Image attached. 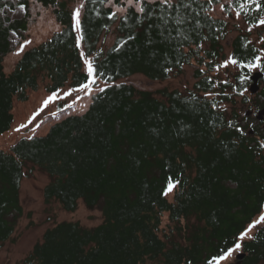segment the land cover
I'll use <instances>...</instances> for the list:
<instances>
[{
    "label": "trees",
    "instance_id": "16d2710c",
    "mask_svg": "<svg viewBox=\"0 0 264 264\" xmlns=\"http://www.w3.org/2000/svg\"><path fill=\"white\" fill-rule=\"evenodd\" d=\"M31 1L0 0V135L14 123L15 102L27 101L41 82L51 94L86 81L81 51L94 60L96 85L107 86L93 94L85 112L57 118L45 134L0 148V242L12 237L24 213L21 181L37 167L49 177L46 202L74 211L82 201L100 209L103 221L47 228L20 264H208L233 247L264 213V135L248 133L235 108L238 96L247 101L251 70L234 65L223 79L216 66L226 58L229 19L237 12L244 28L232 37L230 55L256 63L260 48L251 35L256 29L264 36V25L257 24L264 12L252 0H184L189 8L169 10L164 25L155 5L147 7L157 15L147 18L127 0H82L84 39L77 48L76 0H34L51 8L60 29L26 49L8 71L13 33L23 39ZM19 3L26 10L11 17ZM221 4L222 15L213 14ZM174 17L184 23L176 25ZM186 65H194L195 80L185 92L163 87L155 93L122 81L134 74L163 81ZM258 94L263 106L264 86ZM169 178L179 181L172 200L162 194ZM165 216L170 224L162 228ZM249 235L255 239L241 241L245 257L230 264H264V223Z\"/></svg>",
    "mask_w": 264,
    "mask_h": 264
},
{
    "label": "rangeland",
    "instance_id": "374dc122",
    "mask_svg": "<svg viewBox=\"0 0 264 264\" xmlns=\"http://www.w3.org/2000/svg\"><path fill=\"white\" fill-rule=\"evenodd\" d=\"M80 3H82V0H76L74 3H72L73 8L75 9ZM29 6L30 17L28 29L24 33L23 39L17 36L12 37V45L14 50L13 53H10L6 58L5 65L7 70L8 68L11 69L13 63L17 60V57L21 55L26 49L40 44L41 42L48 39L55 31L60 29L59 24L55 22V18L50 7H43L34 0L30 2ZM114 9L118 12L120 11V9L117 7H114ZM212 13L221 16L222 11L220 6L213 8ZM9 14L11 17H21L23 12H20L17 8L15 11L9 12ZM237 20V16H232L229 19V28L231 31L227 39L224 41L226 51V58L224 60L230 56V44L232 37L237 34L240 28H244V26ZM255 30L252 32L251 38L260 48L258 56L261 57V61L259 62L258 67L251 69V73L258 70L262 71L261 64L262 62L264 64V40L261 39L264 36H260ZM25 39L31 40L32 43L26 46L24 51L19 55H15L17 48L21 43H23ZM112 39L113 36L109 35L106 40L107 44H110ZM193 70L194 65H186L180 74L172 75L170 78L163 81L150 80L141 74H134L123 79L122 81L130 82L140 89L151 90L155 93L157 90L163 87H167L169 89L176 88L182 92H185L191 88L195 80L193 77ZM235 70L236 67L229 64L227 67H221L218 73L224 79L227 76L233 74ZM45 83V81L41 82L39 88L36 91L29 90L27 101L15 102L13 111L14 123L10 131L0 135V148L4 150L8 149L12 143L22 136L45 134L50 124H52L57 118H62L73 113L81 114L85 112L91 102L93 94L98 91L97 89L105 86V83L99 82L98 85L93 86V91L88 95H85L83 91H78L73 92L70 96H64L63 93L71 88L69 86H65L58 93V95L61 97L60 99H56L50 103L33 121V123L28 125V127L23 128L18 132L15 131L19 125L24 124L28 120L33 112L40 108L42 101L48 95H50L44 89ZM260 86L261 88L264 86L263 79L260 80ZM248 87L245 91L247 101H243V95L238 96L236 98L235 108H237V112L240 114V117L243 120L242 125L246 127L245 130L254 129L258 133L264 135V123L259 124L258 120H254L250 117L246 118L245 116V112L247 110L258 111L264 106L260 105L262 102V96H260L258 92L255 94L250 93ZM77 96H79L80 99H77ZM66 105L69 106L66 107ZM227 108L233 109V105L228 104ZM52 112H55L56 115H50ZM36 124H40V127L37 128L35 132H33L32 129ZM48 181L49 177L37 167H34L31 172H27L26 176L22 179L20 186V199L24 213L19 219L12 237L4 242H0V264H20V262L29 253L33 246L42 240L45 230L49 227H53L59 222L77 221L83 226L92 227L100 224L103 221V216L100 209H89L82 201H79L77 208L74 211L64 210L61 205L54 200L46 202L43 196V187L48 183ZM172 194L173 191L167 195L171 200ZM169 224L170 222L168 221L167 217H163L161 224L162 228H166ZM240 251L242 252L241 249L238 251H233L231 255H229L226 259L219 261L218 264L233 263L236 260V254Z\"/></svg>",
    "mask_w": 264,
    "mask_h": 264
},
{
    "label": "snow or ice",
    "instance_id": "6c2138e0",
    "mask_svg": "<svg viewBox=\"0 0 264 264\" xmlns=\"http://www.w3.org/2000/svg\"><path fill=\"white\" fill-rule=\"evenodd\" d=\"M109 3H111V0H109ZM127 3L130 6H134L136 11L139 13H143L145 14V17L147 18H151L154 15H157L156 12H154L153 10H151L150 8H148L147 6L150 5H155L156 7H158L161 11L159 14V18L160 20L163 22L164 25L168 24V16L165 15L166 13L169 12V10H175L177 12H179L180 9H187L189 8V4L185 3L184 0H127ZM208 3L211 4L212 0H208ZM252 3L254 4V7L257 11H261L264 12V3L261 2V0H252ZM7 7V6H5ZM84 7L83 3H80L73 11L72 13V18H73V28L75 29V31L77 32L76 35V47L77 48H81V42L84 39L83 36V32H82V28H81V20H80V15H81V9ZM225 5L221 4L220 8L221 11L224 10ZM242 8L245 9V11H248L247 7L245 4H241ZM18 10L20 12L25 11V4L24 3H19L18 4ZM120 11H123V9H120ZM237 17L239 18L240 13L237 12L236 13ZM116 16V13H110L109 14V19H114ZM174 23L176 25H180L184 23V20L182 18H178V17H174L173 18ZM197 23H199L197 21ZM258 25H264V17L260 18L257 21ZM152 25H149V27H151ZM251 30V29H250ZM177 33L179 34V29H177ZM16 33H13V36H15ZM133 37H129V39H132ZM187 39V38H185ZM262 40H264V37L261 38ZM150 42V41H149ZM32 43L31 40L25 39L23 41V43H21L19 45V47L16 50L15 55H19L21 52L24 51L25 47L30 45ZM121 45H118L117 47H120ZM117 50V49H114ZM80 56L81 58L84 60V65H85V70L87 72V79L84 83H81L78 88H70L67 91H65L63 93L64 96H70L73 92H78V91H83L85 95L90 94L93 91V86L97 84V80H98V76H97V69L94 66V60L91 58H88L85 56V53L83 51L80 52ZM254 60L256 61V63H248V64H243L240 61H237L233 56H229L226 60H224L220 65H217V69H219L220 67H227L229 64L231 65H236V66H244L247 67L249 70H251L252 68L258 67L259 66V62L261 61V57L260 56H256L254 57ZM165 71H171V69H165ZM201 71H203V69H201ZM103 74H100V76H102ZM241 79H244V77H241ZM209 80H211V77H209ZM226 83V81H225ZM107 86V85H105ZM118 86V85H117ZM100 92L104 91V88L101 87L99 89H97ZM59 90L53 91L50 95H48L41 103L40 108H38L35 112L32 113V115L28 118V120L24 123L19 125L15 131H20L23 128L28 127V125L32 124L33 121L39 116V114L50 104L52 103L54 100L56 99H60L61 97L58 95ZM243 94V93H241ZM205 95H211V93H206ZM77 99H80L79 96L76 97ZM69 105H66V107H68ZM213 107L215 108L216 105L214 104ZM50 115L55 116L56 113L52 112L50 113ZM229 125L231 126V121L229 122ZM40 127V124H36L32 131L35 132L37 128ZM237 131H242L241 129H237ZM29 139H31L32 137H28ZM260 147L264 148V142L260 143ZM179 183V181H173L171 178H169L168 183L166 185V187L163 190V195L167 196L170 192L173 191V189L175 188L176 184ZM261 223H264V213H261L260 217L254 221H252L248 227L242 231L239 234V237L237 238V241L235 242V244L233 245V247L228 248V250L226 252H224L222 255L217 256V257H213L212 260L208 261V264H214V262H216V264H218L219 261L226 259L229 255H231L233 253V251H238L241 248V241L247 237L248 239H255L254 236L249 235V233L251 232V230L255 227H257V225H260Z\"/></svg>",
    "mask_w": 264,
    "mask_h": 264
},
{
    "label": "water",
    "instance_id": "95a60500",
    "mask_svg": "<svg viewBox=\"0 0 264 264\" xmlns=\"http://www.w3.org/2000/svg\"><path fill=\"white\" fill-rule=\"evenodd\" d=\"M264 77V72L261 70L255 71L253 73H251L248 78L251 81V83L249 84L248 90L250 93L255 94L259 91L260 89V84L259 81L260 79H262ZM252 112L250 110H247L245 112V115H250ZM258 120H262L264 118V106L261 107L258 111H257V115H256ZM254 130L253 129H249L248 133L253 134ZM245 252H238L236 254V261L237 263H240L241 260L245 257Z\"/></svg>",
    "mask_w": 264,
    "mask_h": 264
},
{
    "label": "flooded vegetation",
    "instance_id": "af4514ba",
    "mask_svg": "<svg viewBox=\"0 0 264 264\" xmlns=\"http://www.w3.org/2000/svg\"><path fill=\"white\" fill-rule=\"evenodd\" d=\"M264 67V66H263ZM264 72V71H263ZM263 79V78H262ZM262 79H260V80H262ZM250 81V80H249ZM251 82V81H250ZM259 84H260V81H259ZM260 88H261V86H260ZM252 113L250 114V115H245L246 116V118H248V117H250V118H252V119H256V120H258L257 119V117H256V115H257V111L256 110H250ZM259 122V124H263L264 123V118L262 119V120H258ZM254 130V129H253ZM255 131V130H254Z\"/></svg>",
    "mask_w": 264,
    "mask_h": 264
}]
</instances>
